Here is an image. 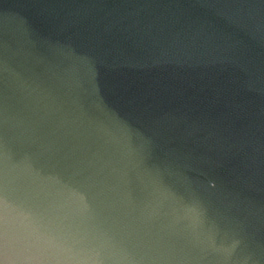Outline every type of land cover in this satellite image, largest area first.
I'll use <instances>...</instances> for the list:
<instances>
[{"label": "water", "instance_id": "1", "mask_svg": "<svg viewBox=\"0 0 264 264\" xmlns=\"http://www.w3.org/2000/svg\"><path fill=\"white\" fill-rule=\"evenodd\" d=\"M69 113L123 149L133 196L158 177L179 194L147 209L190 241L175 260L264 264V0H0L5 167L94 159Z\"/></svg>", "mask_w": 264, "mask_h": 264}, {"label": "clouds", "instance_id": "2", "mask_svg": "<svg viewBox=\"0 0 264 264\" xmlns=\"http://www.w3.org/2000/svg\"><path fill=\"white\" fill-rule=\"evenodd\" d=\"M61 126L94 159L57 160L45 176L29 164L6 168L0 140V264H182L174 256L190 241L179 229L162 232L147 211L153 202L179 203V194L158 177L133 196L119 145L70 113ZM190 219L200 244L214 242L215 225L203 210Z\"/></svg>", "mask_w": 264, "mask_h": 264}]
</instances>
